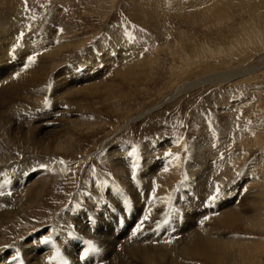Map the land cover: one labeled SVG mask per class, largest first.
<instances>
[{
  "label": "rangeland",
  "instance_id": "374dc122",
  "mask_svg": "<svg viewBox=\"0 0 264 264\" xmlns=\"http://www.w3.org/2000/svg\"><path fill=\"white\" fill-rule=\"evenodd\" d=\"M22 1L26 4L22 5ZM26 9L31 11L33 19L25 18ZM23 19L24 25L20 26ZM137 23L145 29V33L147 31L149 33L146 35L139 30ZM118 26L124 27L125 32L133 33L144 43L132 44L134 43L132 37L116 29ZM24 27L29 30H25ZM21 30L25 36L35 34L37 30L38 41L35 42L36 39H31V36L26 38L24 35L23 37L16 35L14 40L18 45L14 47L11 44L14 42L13 38ZM57 30L62 33L55 44ZM0 31V35L4 37L0 39L3 42H11L8 53L19 47L29 49L26 60L36 56L41 62L52 64L53 69L49 66L51 71L61 70L64 84L70 88H79L82 91L81 87L85 89L94 84L93 96L89 97L84 105L66 103L69 100L65 97H53L52 103L44 99H28V103H25L26 111L33 112L16 118L15 126L32 120L47 121L48 125L43 126L39 137L35 133L36 141L24 137L21 133L18 137L15 135L11 137L12 143L6 148L10 150L0 149V168H5V165L14 161L29 163L35 169L29 178L33 174L31 180L37 177L38 181V185L32 186L30 190L32 194L21 198L14 197L18 201L22 200V203L19 209H12V216L0 230L1 246L4 243L12 245L14 244L12 242L19 239L15 245L23 251V238H18L21 232L24 231L27 237L28 234L32 236L50 230L55 217L62 215L63 211L67 212L69 207L65 211L63 206L68 204L65 202L76 188V191L78 188L86 189L88 192L107 191L106 179L100 173L90 171L93 157L95 160L93 166H104L115 176L114 181H120L121 185L131 186L135 190L129 181V174L135 162L132 159L126 161L121 159L123 155L120 157L117 153L114 140L128 133H131L128 136L141 135L142 138L161 130L171 133L164 130L169 126L171 131H182L184 139L192 138L193 152H197L198 156L191 166L196 165L197 171L190 170L192 179L187 180L190 191L184 189L171 192L176 187L181 188L183 184H178L184 172L186 176L188 175V168L184 165L183 171L181 170L183 163L180 155L171 168L167 169L168 171L161 172L159 168L155 176L156 180L158 178L156 182L161 185L159 188H163L160 189L162 196L158 189H152L154 184L149 183V178L141 177L145 168L150 169L157 165L149 160L145 161V168L140 177L144 181L141 180L142 189L145 190L147 198L153 201L160 194L162 199L167 200L165 206L171 203L170 208L183 207L184 211L179 209L171 211L170 218H166L173 225V234L177 231L173 222L183 212L186 214V210L193 203L196 204L194 208L200 214L196 228L201 230L208 217L230 209L226 205L237 197L224 196L225 199L221 202L218 198L206 200L204 197L210 196L209 191L211 192V185L207 183L213 178V184L221 183L220 187L226 189V184L232 177L241 176L238 182L240 189L238 193L241 196L236 203L243 204L249 221L234 223L220 236L226 237L227 233H230L232 236L237 235L252 241V245L246 247L249 248V255L238 256L234 250L229 249L221 252L220 258L215 261L210 256L200 258L179 255L178 262L264 264V0H0ZM126 42L131 44L127 45ZM91 52L100 55L97 61L92 62V55L88 57ZM107 55L109 57L105 58ZM7 57L9 65H14V60L10 56ZM103 59L111 65L103 63ZM5 62V59L1 61L0 71ZM122 63L124 67L122 66L121 71L119 68ZM104 64L107 68H104ZM79 70H82V73ZM52 77L55 78L54 75ZM62 101L66 104L64 105ZM208 107L210 112L215 110V115L210 116V112H206ZM68 120L78 122L75 128L67 127L70 125H67ZM178 122L181 125H178ZM208 122L209 125L206 124ZM39 128L40 126H37V129ZM53 131H57L58 134H54ZM186 145L182 139L174 147L179 153H184L185 149H188ZM211 146L219 149L213 152ZM144 148L149 153H146V159L154 156L152 153L155 148L149 149L147 144ZM98 149L102 150L101 152L105 151L106 155L101 158V163L95 159ZM221 149L222 154L219 153ZM113 150L115 154L112 153ZM111 153L114 154L113 158L110 157ZM59 155L60 158L56 162L55 157ZM77 158L81 160L79 164L68 166ZM187 159L189 158L184 160ZM112 161L117 163L114 164ZM42 165L46 167L41 168ZM65 169L73 174V177H69L64 173L67 180L71 178L73 183H76L75 189L65 183L68 182L65 179L63 187L57 189L60 174H63ZM81 170L83 173L79 175L80 180L77 182V175ZM159 174L169 176L165 185ZM87 179L92 182L91 187L88 186ZM93 179L97 181L93 182ZM27 182L29 183V180ZM254 183L259 184L256 187L261 192L252 196ZM197 184L202 187L200 190L204 189L200 197L192 188ZM242 188L245 191L244 189L242 191ZM35 190L39 191V200L36 198ZM93 192H89L87 198L97 205L96 208L101 212L99 205H103L107 199L111 201L112 199L102 197L91 200ZM225 193L223 195H226ZM78 194L80 198L82 197L81 192L75 193L69 206ZM127 194L130 193L127 191ZM247 194L248 196H245ZM243 196L245 198L242 199ZM56 199L64 204L59 203V210L53 214L52 222H47L50 226L46 227L45 221L49 219L52 208L59 201ZM178 200L185 203L179 201L177 205H173ZM82 201L91 214V206L87 203L89 201L84 202L83 199ZM207 205L215 206L214 210L206 208ZM223 206L225 208L220 210ZM152 208L156 212L159 211L158 207ZM204 209L208 212L202 211ZM164 210L162 213L166 214L168 210ZM205 214L209 216L206 218ZM92 217L91 221L94 222L92 223L98 226L94 213ZM68 220L72 221V217L66 218V221ZM152 220L158 223L159 217L153 216ZM249 222L254 224L246 226L245 224ZM30 224L35 226L32 227ZM215 226L216 224L209 226L212 237L222 230ZM88 227L92 234L95 233V228L91 230L90 226ZM136 229L139 234V227ZM100 232L104 235L103 231ZM144 235L145 233L141 236L144 238ZM45 237L49 238V234ZM83 238L93 247L89 238L85 236ZM88 240L91 243H88ZM160 241L167 242V239H158L155 244H159ZM174 242L177 243L171 245L167 242L166 246L169 248L163 249L167 251L170 249V252V246L174 248L179 246L180 249L181 241L175 239ZM174 248L171 252L173 256L169 253V257L176 259L174 251L178 250H173ZM117 251L120 252L121 249L118 248ZM153 251L163 254L159 249ZM216 252L212 250L210 254Z\"/></svg>",
  "mask_w": 264,
  "mask_h": 264
},
{
  "label": "bare ground",
  "instance_id": "6f19581e",
  "mask_svg": "<svg viewBox=\"0 0 264 264\" xmlns=\"http://www.w3.org/2000/svg\"><path fill=\"white\" fill-rule=\"evenodd\" d=\"M0 37L2 36L0 35ZM9 43L11 42L7 43V42H3L2 40V43H1L0 41V51L3 50L2 53H0V63L3 59H5L6 61L5 62L6 64L3 63V66L0 71V87H1L0 88V149H2V151L10 150V148L9 149H6V148L10 147V144L12 143V140H11L12 136L15 135L16 137H18L22 133L24 134V137H28V138L30 137L34 141H36L37 140L36 137L37 135L39 137L40 131L42 130L43 126L48 125L47 121L33 122L34 120H32V122H23V123H20L19 126L18 125L15 126V124L17 123L16 121L17 117H20V115H23L26 113L33 112V111H29V112L26 111L27 104L25 103L27 102L28 99H35V100L44 99L45 101H49L52 103L51 100L53 97L54 98L55 97H65L67 100H69L68 102L64 101L66 103H71L74 105H84L85 103H87L88 98L93 96L92 89L94 86V84L92 85L90 84V86H87V88L85 89L81 87L82 91L79 88L78 89L70 88L68 85L64 84L63 75H62L61 70L57 72H52L51 71L52 64L48 65L45 62L43 63L40 61V59H36V56H34L35 62L30 63L29 59L26 60L27 58L26 55L29 54V49L19 47L17 50L8 53L7 51L10 45ZM7 56H10L14 60V63H15L14 65H11V66L9 65V60ZM90 56L92 57L91 59L93 60L92 62L97 61L100 57V55L94 52H91L88 55V57ZM108 57H109L108 55L105 56V58H108ZM120 57L122 56L120 55ZM123 61H120V62H123ZM25 62H27L28 64H24ZM105 62L108 63L107 64L108 66L111 65L109 62L103 59V63ZM49 66L51 68H49ZM104 66H105L104 68H107L106 64H104ZM122 66L124 67L123 63L120 64L119 70L121 71L123 70ZM127 66H130V65H127ZM52 75H54L55 78H53ZM30 103L31 101L29 102V104ZM35 106L34 108L37 107ZM55 115L57 114L55 113ZM85 118H88V117H85ZM77 123L78 122L76 120H72V121L68 120L67 125L69 124L70 125L67 127L73 129L75 128ZM53 125L54 124H52V127ZM24 126H26L25 130H23ZM37 126H40V128L37 129ZM53 133L58 134L57 131H53ZM114 151L115 150H113L112 153ZM112 153L110 154L111 158H113L115 152L114 154ZM196 156H198V154ZM116 163L117 162H115L114 164ZM18 166H22V168H16ZM194 166L196 167V165ZM33 170H35L34 166L30 165L29 163H19L16 161L8 163L7 165H5V168H0V185H1V189H0V230L2 229V226L6 225L7 222L9 221V218L12 216L11 214L12 211L14 209H19V207L21 206L22 200L18 201L14 197H20V198L22 196L26 197L27 194L28 195L32 194L30 192L31 188H33L32 186L38 185L37 177L31 180L33 177V174H32V176L28 179L29 183L26 182L28 183L26 184V186L25 185L24 186L23 185L14 186L11 190L6 191L4 189V182H5L6 176H10L15 182H20L22 179V176H24L28 171L33 172ZM157 171L159 172V167L157 165L154 167L153 166L150 167V169L145 168V171L141 177L149 178L148 179L149 183L153 182L152 184H154V180H155L154 177H156L155 175ZM120 175H118V177H120ZM164 175H166V177ZM164 175L161 174L159 178H161V180H164V185H165V181L167 180L169 176L167 177V174H164ZM162 182L163 181H161V183ZM254 185L256 189L254 188L253 193H251L252 196H255L256 194L261 192L260 190L257 189L259 184L254 183ZM160 186L161 185H159L156 182V189H158V193H161L160 189H163V188H159ZM202 186L204 187V185ZM22 187L25 189H22ZM124 188L130 193L129 197H130V200H132L131 202L132 205L130 206L132 207L134 211L139 213V216L141 214L143 217V220L138 221V223L135 225V228L139 227V234L135 235V233H132V235L130 236L131 231L125 230L123 233H121L119 237H116V235L114 234V230H112L109 223L102 225L103 217L101 213L104 212L102 209V205L101 204L99 205V208L101 209V212H100L96 208L97 205L90 202L88 199L90 203L89 202L87 203L91 206V215L93 216V213H94L95 218L98 220V227H99V228H96L97 230L96 229L95 231L93 230L95 233L92 234V232L89 231V229H87L89 227L84 226L85 223L88 221L89 216L85 214L84 209H80V207H84L85 205L82 201V197L80 198L78 194V197L71 203V205L67 209V212L61 211L62 215H57L55 217L52 228L48 230L46 233L39 232L37 234H33L30 238L27 239L25 237L26 234L23 233L24 231L21 232L18 238H23L22 239L23 240L22 242L23 251H21V253L24 257V264H47V262L52 259L56 260L59 263H63V264H79L77 263V260L79 259L80 255L74 252L73 250H71L75 248H71L67 244L65 245V241L68 238V234L73 233V232L75 233L77 232L79 235L81 234L83 235V237L85 236L89 238L92 241L91 245L93 247L98 248V250H100L99 255H98L99 258H97L96 261L89 262V264H158V262H162V264H181V262H178L179 259H177L179 255L180 256L182 255L183 257L190 255V256L200 257V258L205 257V256H210L211 259L215 261V259L218 260L220 258L221 252L227 251L229 249H232V251L234 250V253L237 254L238 256H243L245 254L249 255V248L246 249V247H248L249 245H252L251 240L240 238V236L238 237L237 235L232 236L230 235V233H227L226 237L220 236L224 233V230H227L230 227H232L234 223H237V222L246 223L247 221H249L246 218L247 214L245 210L243 209V204H241L240 202L236 203V201L240 199L238 196L231 203L226 205L230 209H227V210H224L218 213L216 212L215 214L208 217L207 220L205 221L206 223L203 224L201 230L196 228L200 221V214H199V211L194 208L196 204L193 203V205L189 209L186 210V214H184L183 212L181 214L182 217H179L176 221L173 222L174 227L177 230V231L175 230L176 231L175 234L172 233L167 236L163 235L164 237L162 236L156 237V234L153 231L156 230V226L154 224H157V223L154 222L155 219H153L154 221L153 220L151 221V218H153V216H158L160 219L162 216H166V218L168 219L170 218L171 211L164 214L162 213L163 211H165L164 209L166 210L172 209V211L179 209V210L184 211L183 207L170 208L172 206L171 204L170 206H167V205L165 206V202H167V200H165L166 198L162 199L163 197L161 198L160 194L158 195L157 198H154L153 201H150L145 194V190L140 189L141 191L137 193V191L133 190L131 186L124 187ZM192 188L194 189L195 193L199 195V197L201 196L202 193H204L202 192L204 191V189L200 190L199 188H202V187H199L198 184L197 186L194 185ZM107 189L108 188H106V190ZM168 189H170V186ZM243 189L244 188H242V191ZM36 192H37L36 193L37 195L35 194L36 198L39 200V196H40L39 191H36ZM89 192L92 193L93 191H89ZM148 194L150 195L151 193H148ZM162 194L163 193H161V195ZM91 196H92L91 200H97L102 197H106V198L110 197L112 199V202L116 204L115 199L111 197L108 190L104 192L102 190L93 192ZM245 196H248V194ZM245 196H243L242 199L245 198ZM150 206H151V210L147 211L146 207H150ZM152 207L154 208L158 207L157 209L159 211L156 212ZM224 208L225 206L220 207V210H223ZM145 216L148 217L147 220L144 219ZM68 217L69 218L72 217V221H69V220L66 221V218ZM168 223H171V222L169 221ZM210 224H213V225L216 224L215 227L218 226L219 229H222L221 233L218 232L216 236L212 237L211 231L209 229ZM252 224L254 223L249 222L245 225L252 226ZM161 226H162L161 224L158 225V227H161ZM104 228H107V231H105ZM100 229L104 232V235L103 233L100 232ZM181 231H184V232H181ZM144 233L145 235L143 238L141 235ZM47 234H49V238H52L54 240V243L59 250L56 251L55 249H51L45 254L41 253L40 251L37 252L35 250V246L33 245L32 241L34 239H37L36 242L44 241L45 235ZM162 238L167 239V242L171 243V245L173 243L175 244L177 243V242H174L175 239L177 241L179 240L181 241L180 249H179V246H177L176 248L170 246L171 252H172V248H174L173 250H178V251H174V255L177 256L176 259H174V257L173 258L169 257L170 256L169 253H171L170 249L168 251L165 250L169 248L168 246H166V244H168L167 242L160 241L159 244H155L156 240L162 239ZM144 239L147 241L145 242ZM18 241L19 239L16 240V242ZM91 241L89 242L88 240L87 242L91 243ZM6 245L7 244L4 243L2 244V246L0 245V248H3ZM118 248L121 249L120 252L117 251ZM156 249H159V251H161L163 254H158L155 251H153ZM212 250L217 251L216 254H210ZM2 252L3 251L0 250V260L3 258ZM154 253L157 255L153 256ZM184 264H186V261Z\"/></svg>",
  "mask_w": 264,
  "mask_h": 264
},
{
  "label": "snow or ice",
  "instance_id": "6c2138e0",
  "mask_svg": "<svg viewBox=\"0 0 264 264\" xmlns=\"http://www.w3.org/2000/svg\"><path fill=\"white\" fill-rule=\"evenodd\" d=\"M21 35H23V34H21ZM29 61H30V63H34L35 62V57L34 56L29 57ZM129 155H132V153H130ZM167 155H171V153H167ZM61 163H63V161H61ZM138 166H139L138 163H134L132 165V176H133V179H135V177H136V170H137ZM165 171H167V169H165ZM219 194H220L219 187H217L215 195L211 196L209 199L210 200H215L219 196ZM144 219L147 220L148 217L145 216ZM44 239H45V242H47L48 238L45 237ZM86 256H88V252H84V254L80 257V259H84ZM18 259H19V253H17V255L13 257V260H18ZM50 259H52V258H50ZM20 264H23V261H20Z\"/></svg>",
  "mask_w": 264,
  "mask_h": 264
}]
</instances>
